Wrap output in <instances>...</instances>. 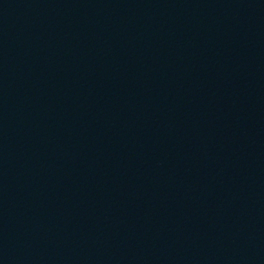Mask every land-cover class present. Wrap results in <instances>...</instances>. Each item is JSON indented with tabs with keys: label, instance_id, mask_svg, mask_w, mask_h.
Instances as JSON below:
<instances>
[{
	"label": "water",
	"instance_id": "water-1",
	"mask_svg": "<svg viewBox=\"0 0 264 264\" xmlns=\"http://www.w3.org/2000/svg\"><path fill=\"white\" fill-rule=\"evenodd\" d=\"M0 264H264V113L202 0H0Z\"/></svg>",
	"mask_w": 264,
	"mask_h": 264
}]
</instances>
